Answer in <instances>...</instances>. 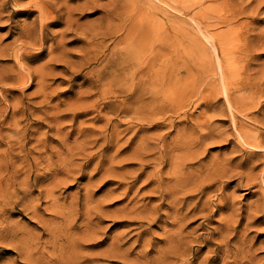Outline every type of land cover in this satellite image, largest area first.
<instances>
[{"label": "rangeland", "instance_id": "374dc122", "mask_svg": "<svg viewBox=\"0 0 264 264\" xmlns=\"http://www.w3.org/2000/svg\"><path fill=\"white\" fill-rule=\"evenodd\" d=\"M2 1L0 75L18 68L14 58L2 52V47L13 45L24 25L31 22L37 11L31 15L27 12L38 0H19V3L7 0L1 6ZM45 1L58 5L61 1L69 6L62 22L48 28L47 50L36 58L22 61L36 68L53 55L59 57L47 64L50 73L46 87H40L38 76L31 84H25L26 87H19L15 79L0 82V160L9 153L16 166L25 164L29 168L17 173L16 185L27 187L26 193L20 192L14 197L20 211L7 212L0 220L8 217L17 224L15 228L19 227L20 233L31 238L32 250L29 259L17 248L20 243L15 245L4 238L0 242V264H146L177 242L178 238L171 240L173 235L182 239L183 246L193 245L192 253L188 250L183 258L192 259L194 264L201 261L203 264H264V150L261 154H250L244 149L256 147L244 143L238 134L240 131L254 133L255 126L260 127L261 123L255 120L256 112L251 108L240 107L236 110L241 112L235 110L233 115L231 109L235 108L229 105L223 89L224 69L228 71V65L236 63L230 65L226 54L213 41L224 35L222 29L235 31L236 25L231 26L234 29L226 25L214 27L218 14L212 12V6L220 0H206L189 11L182 7L194 0H177L178 4L175 0H166V5L153 0L158 9L150 15L141 11L149 5L145 0ZM233 1L250 13L240 17V21H248L251 35L243 51L248 53L247 68L251 75L260 76L264 72V0ZM110 8L115 14L120 13L109 27L112 32L106 38L109 45L104 59L94 64L99 68L113 58L107 67L108 79H91V67L82 68L72 76L70 70L80 68L82 47L86 45L78 39L82 34L76 33L75 28L81 32L87 27L107 26L103 16ZM134 8L139 10L135 13ZM69 13L73 29L66 22ZM210 23H214L213 28ZM118 27L123 29L116 32ZM234 31L226 33L230 36ZM51 44L55 50L50 53ZM232 45L235 44H229V49L236 50L239 46ZM67 66L73 67L67 69ZM135 72L137 78L133 79ZM135 80L140 81L141 110L130 108L125 112L122 105L116 104L124 99L133 100L128 89ZM105 81L109 95L112 94L106 98L102 96ZM75 110L83 112L77 120L73 119ZM72 126L74 130L69 133ZM208 132L222 135L204 138L202 133ZM20 137L25 141L24 149L17 143ZM143 142L151 145L145 155L139 150ZM159 155L166 156L161 184L155 171ZM101 159L104 161L99 163ZM224 159H231L230 170L236 168L231 170L235 173L233 177L214 181L203 192L190 190L194 181L205 178L201 175L204 168ZM175 171L184 178V185L179 187L186 190L185 194L174 189ZM238 171L245 177L236 175ZM248 178L253 182L250 186L239 183ZM220 185L222 188L217 189ZM52 188L54 195L49 194ZM177 196H186L187 204L203 197L186 221L174 223ZM220 200L225 206L217 211ZM67 222L74 227L68 228L64 240L68 247L61 250L51 244L54 240L51 228L63 223L67 229ZM198 248L201 249L196 253ZM169 261L167 264H179L181 259L176 255Z\"/></svg>", "mask_w": 264, "mask_h": 264}, {"label": "bare ground", "instance_id": "6f19581e", "mask_svg": "<svg viewBox=\"0 0 264 264\" xmlns=\"http://www.w3.org/2000/svg\"><path fill=\"white\" fill-rule=\"evenodd\" d=\"M7 0L2 1L1 6H4ZM100 1V0H99ZM139 0H137L136 2H138ZM147 1L149 4L148 7L145 8H141L142 13H144L145 15H150L153 14L154 12L157 11L158 7L155 4V2L153 0H145ZM157 1V0H156ZM161 2H164L163 4L167 3L166 0H158ZM176 3L178 4L177 0H175ZM174 1V2H175ZM206 0H194L192 3L186 4L182 7L183 10L185 11H189L191 9L192 6L194 5H202ZM30 2V1H29ZM57 2V1H56ZM97 2V1H96ZM94 2L95 4H98ZM140 2V1H139ZM160 2V3H161ZM15 3H19V0H16ZM61 4H57V3H52V2H47L45 0H38L35 4H34V8L33 9H29L28 10V14H33L34 11H37V13L35 14V16L33 17V19L31 20L30 23H27L24 25V27L22 28L21 32L19 33V35L15 38L14 40V44L11 46H5L2 47L4 53H6L7 55H11L14 60H15V65H17V69H12L10 71H6L3 73V75H0V82L1 81H6V80H10V79H15L16 82L18 83L19 87L20 85L25 86V84H31L34 81V78L36 76H38L39 80H37L39 82V84L41 85L40 87L45 88L47 85V79H48V75L50 72H48V70L46 69L48 62H51L53 60H59V57L57 56H52L48 61L39 64L36 66V68H33L31 66L26 65L24 62H22L23 60H26L27 58L31 59V58H36L38 57L39 53H44L47 50L46 46V42L48 41V38L46 37V32L48 30V28L53 25V24H60L62 22V18L65 16V14L68 13V11L66 9L69 10V6L67 8L66 4H63L61 1L59 2ZM261 3V2H260ZM258 2V4H260ZM28 4V3H27ZM79 4V3H76ZM94 4V5H95ZM138 4V3H137ZM208 4V3H207ZM24 5V4H23ZM93 5V6H94ZM146 5V4H145ZM166 5V4H165ZM169 6L171 4H168ZM209 5V4H208ZM211 5V4H210ZM29 6V5H28ZM74 6V5H73ZM77 6V5H76ZM125 6V5H124ZM133 10V5H131ZM140 6V5H139ZM147 6V5H146ZM138 7V6H137ZM144 7V6H142ZM168 7V6H167ZM178 7V6H177ZM208 7V6H207ZM261 7V6H259ZM27 8V7H26ZM172 8V7H171ZM170 8V9H171ZM180 8V7H179ZM178 8V9H179ZM213 8V13L215 12V14H218V20L217 23L214 25V27L217 25H226V26H233L236 25V30H232L234 31L232 34L229 35L230 32L232 31H224L223 30V34H220V36L217 39V41H213L214 45H216V47L221 48L223 50V54H226L225 57L228 60L227 62H231L230 65H232V63H236L234 66H229L227 70L222 74L223 76V83L222 85H224V90L229 102V105L232 108L235 109H231L232 114L235 115V110L238 108H251L254 109V111L256 112V114L254 115L255 120H257L260 124L256 127L255 129L256 132L254 133H249V132H239V136L243 139V141H245L244 143L250 144L252 146H255L256 149H251L252 147L250 146V149H244L241 146V149L247 150L250 154H261L262 151L264 150V112H262V107L264 106L263 100H264V72L260 75V76H252L250 70L247 68V62L249 60L248 58V53H245L243 50L245 49V47L247 46L251 35L249 34V27H248V21L247 20H242L240 21V17L241 16H249L250 13H248L246 11L245 8H243V6H241L240 8L237 7L236 3L233 0H220L217 4L212 6ZM210 8V9H212ZM70 9L72 10V8L70 7ZM92 9V7H91ZM94 9V8H93ZM96 9V8H95ZM138 9V8H137ZM136 9V10H137ZM175 9V7H174ZM66 10V11H65ZM136 10L134 8V11L136 13ZM139 10V9H138ZM137 10V11H138ZM172 10V9H171ZM260 10V9H259ZM127 11V10H126ZM125 11V12H126ZM177 12V10H175ZM180 11V10H179ZM178 11V12H179ZM129 12V11H128ZM182 12V11H181ZM180 12V13H181ZM193 12V11H192ZM206 12V11H205ZM257 12H259L257 10ZM120 13V12H119ZM119 13H114L113 9H107L105 15L103 16L108 23L106 24L107 26H103L100 25L99 28H93V27H87L84 30H82L81 32H78V28H75V32L76 33H80L82 34V36H78V39L80 38L82 40V42L86 43L85 46L82 47V51L83 53L80 56V61L78 63V65L80 66V68H76L75 70L72 68L73 66H67V69L72 68V70H70L72 72V76H76L78 73L77 71L82 70V68L85 67H91L90 70V78L91 79H95V80H105L108 79V70L107 67H109L112 64L113 58H109L107 62H104L99 68H96V66L94 65L96 62H98L99 59H104L102 57H105L104 55H106L107 49H108V45L106 44V38L107 36L112 32L109 31V27H112L114 25V21L117 18V15H119ZM122 13V12H121ZM133 13V14H135ZM141 13V14H142ZM168 13V12H167ZM210 13V14H213ZM127 14V13H126ZM129 14V13H128ZM131 14V11H130ZM209 14V15H210ZM132 15V14H131ZM155 15V14H154ZM193 15V14H192ZM257 15V13L255 14ZM1 16V15H0ZM130 16V15H129ZM138 16V15H137ZM189 16V15H188ZM120 17V16H119ZM127 17V16H126ZM191 17V16H190ZM210 17V16H209ZM131 18V17H129ZM144 18V17H143ZM148 18V17H147ZM157 18V16H156ZM193 18V17H192ZM208 18V17H207ZM67 19V24L68 27H71L72 29L73 24H72V17L69 13V15H67L66 17ZM104 19V20H105ZM128 19V18H127ZM133 19V18H132ZM135 19V18H134ZM138 19V18H137ZM146 19V18H144ZM126 20V19H125ZM124 20V21H125ZM215 20V19H214ZM142 21V20H141ZM154 21V20H153ZM168 21V20H167ZM172 21V20H171ZM195 21V20H194ZM157 22V21H155ZM170 22V21H169ZM196 22V21H195ZM199 22V21H198ZM145 23V22H144ZM166 23V22H165ZM237 23V24H236ZM123 24V23H122ZM157 24V23H156ZM167 24V23H166ZM172 24V23H170ZM197 24V23H196ZM200 24V23H199ZM198 24V25H199ZM214 24V23H212ZM212 24L210 23V27H212ZM147 25V24H146ZM151 25V24H149ZM160 25V23H159ZM201 25V24H200ZM208 24L204 25L207 26ZM136 26V25H134ZM148 26V25H147ZM172 26V25H171ZM209 26V25H208ZM154 27V26H153ZM219 27V26H218ZM217 27V28H218ZM225 27V26H223ZM228 27V29L230 30L231 28ZM136 28V27H135ZM152 28V27H151ZM155 28V27H154ZM158 28V27H157ZM172 28V27H171ZM216 28V27H215ZM123 28L122 27H118L116 29V32L121 31ZM134 29V28H133ZM146 29V28H145ZM144 29V30H145ZM150 29V28H149ZM175 29V28H174ZM234 29V28H232ZM142 30H143V26H142ZM170 30V29H169ZM173 30V28H172ZM210 32V29H208ZM227 30V29H226ZM64 31V30H63ZM204 31V30H202ZM207 31V30H206ZM143 32V31H142ZM151 32H154L151 29ZM171 32V31H169ZM175 32V30H174ZM205 32V31H204ZM228 35H227V33ZM36 33V35H35ZM122 33V32H121ZM137 33V32H136ZM162 33V32H161ZM164 33V32H163ZM177 33V32H176ZM175 33V34H176ZM206 33V32H205ZM226 33V34H225ZM180 34V33H179ZM204 34V33H203ZM217 34V33H216ZM219 34V33H218ZM153 35V34H151ZM161 35V34H160ZM214 35V34H213ZM227 35V36H225ZM112 36V35H111ZM118 36V35H117ZM130 36V35H129ZM128 36V38H129ZM167 36V35H166ZM215 36V35H214ZM134 37V36H133ZM152 37V36H151ZM155 37V36H154ZM216 37V36H215ZM29 38V40H28ZM135 38V37H134ZM145 38V37H143ZM170 38V37H169ZM115 39V38H114ZM131 40V39H130ZM152 40V39H151ZM155 40L156 42V38L153 39V41ZM130 44V41H128ZM151 42V41H150ZM160 42V41H159ZM170 43V42H169ZM173 43V42H172ZM171 43V44H172ZM237 44L239 45L238 48L235 50L229 49V44ZM212 44V43H211ZM6 45V44H5ZM133 45V44H132ZM131 45V46H132ZM234 45V46H235ZM118 46V45H117ZM130 46V45H129ZM128 46V47H129ZM138 46V45H137ZM154 46V45H153ZM172 46V45H170ZM229 46V47H228ZM233 46V45H232ZM233 46V47H234ZM50 48V53L53 52L55 49L53 47V45H49ZM122 48V47H121ZM120 48V49H121ZM124 48V46H123ZM132 48V47H131ZM136 48V47H133ZM170 48V47H169ZM168 48V49H169ZM215 48V47H214ZM125 49H127L125 47ZM124 49V50H125ZM130 49V48H129ZM216 49V48H215ZM217 50V49H216ZM238 50V51H237ZM130 51V50H129ZM1 52V51H0ZM139 53V51H137ZM116 53V52H115ZM131 53V52H130ZM148 53V52H147ZM2 55V54H1ZM112 55V53H111ZM124 55V54H123ZM120 56V57H123ZM153 55V54H152ZM132 56V55H131ZM140 56V55H139ZM151 56V55H150ZM148 57L147 59H150L151 57ZM154 56V55H153ZM127 58V56H126ZM139 58V57H138ZM142 58V57H141ZM140 58V59H141ZM168 58V57H167ZM130 59V58H128ZM145 59V58H144ZM225 59V60H226ZM140 60H138L139 62ZM137 62V63H138ZM146 62V61H145ZM168 62V61H167ZM140 63H142V60L140 61ZM139 63V64H140ZM224 63V62H223ZM240 63V65H239ZM12 63H10L11 65ZM225 64V63H224ZM238 64V65H237ZM144 65V64H143ZM140 66V65H139ZM146 66V65H144ZM166 66V65H165ZM4 67V66H3ZM76 67V65H75ZM167 67V66H166ZM230 67V68H229ZM125 68V67H124ZM137 70L139 69V67H136ZM144 68V67H142ZM170 68V66H169ZM135 69V66H134ZM133 69V70H134ZM167 69V68H166ZM135 70V71H137ZM140 70V69H139ZM17 71V73H15ZM50 71V70H49ZM57 72V71H56ZM131 72V71H130ZM166 73V71H165ZM168 73V72H167ZM221 74V73H220ZM218 74V75H220ZM260 74V73H259ZM132 75V74H129ZM130 76H127V78ZM132 77V76H131ZM142 77V76H141ZM137 78V72H135L133 79ZM139 78V77H138ZM140 79V78H139ZM221 79V76L220 78ZM71 80V79H70ZM222 80V79H221ZM132 81V80H131ZM52 82V81H51ZM164 82V81H163ZM126 83V82H123ZM132 83V82H131ZM129 83V84H131ZM107 84V81H105L103 83L104 88H102V96L104 98L106 97H110L112 94L109 95L110 89H107L105 87V85ZM128 84V81L127 83ZM140 81L135 80L132 85L129 87V91L132 93V97L133 100L129 101L128 99H124L122 102L116 104L121 106L125 112L130 111L132 109L130 108H134L136 109V111L138 109H140V95H139V85ZM159 84V83H158ZM1 85V84H0ZM124 85V84H123ZM160 85V84H159ZM158 85V86H159ZM12 87V85H10ZM15 87V85H13ZM26 87V86H25ZM124 87V86H123ZM127 85H125V89ZM223 87V86H222ZM16 88V87H15ZM14 88V89H15ZM110 88V87H109ZM17 89V88H16ZM150 89H152L150 87ZM37 91V90H36ZM80 91V90H79ZM91 91V90H89ZM150 91V90H149ZM96 92V91H95ZM148 92V91H147ZM237 92H242L237 94ZM113 93V92H112ZM151 93V92H150ZM46 94V93H45ZM118 96V94H115ZM44 96V95H43ZM203 96V95H202ZM80 97V96H79ZM3 98V97H1ZM6 98V97H4ZM209 99V98H208ZM99 100V99H98ZM107 100V99H106ZM78 101V100H77ZM108 101V100H107ZM75 102V101H74ZM72 102H70L71 104ZM125 103H129L131 105H129V107H127L125 105ZM44 104V103H43ZM74 104V103H73ZM77 104V103H76ZM94 104V103H93ZM108 103L105 104V106H107ZM19 105V104H18ZM75 105V104H74ZM143 105V104H142ZM131 106V107H130ZM15 107V106H14ZM13 107V108H14ZM30 107V106H29ZM28 107V108H29ZM7 108V107H6ZM2 109V108H1ZM20 109V107H19ZM26 109V108H23ZM133 109V110H134ZM7 110V109H6ZM141 110V109H140ZM245 110V109H243ZM248 111V109H246ZM246 110L244 112H246ZM63 111V110H62ZM135 111V112H136ZM139 111V110H138ZM146 111V110H145ZM236 111H240V110H236ZM251 111V110H250ZM17 112V111H16ZM221 112V111H220ZM241 112V111H240ZM239 112V113H240ZM23 113V112H22ZM83 112L79 111V110H75L72 114H73V119L77 120L78 116H80ZM14 114V113H13ZM12 114V115H13ZM143 114V113H142ZM145 114V113H144ZM239 115V114H238ZM248 115V114H247ZM134 116V115H133ZM138 116V115H136ZM250 117V116H249ZM2 118V117H1ZM59 117H57L58 119ZM131 118V117H130ZM143 118V117H142ZM155 118V117H154ZM248 118V117H247ZM251 118V117H250ZM249 118V119H250ZM4 119V118H3ZM156 119V118H155ZM185 119V118H183ZM142 121V120H141ZM59 122V121H58ZM73 122V121H72ZM252 122V121H251ZM253 123V122H252ZM152 124V123H151ZM254 123V125H256ZM134 125V124H133ZM236 128H237V124ZM253 125V126H254ZM60 126V125H59ZM132 126V125H131ZM74 128L72 126L71 130H69L68 132L70 133L71 131H73ZM249 131L250 128H249ZM255 131V130H253ZM67 132V133H68ZM221 132V131H220ZM66 133V134H67ZM68 133V134H69ZM27 134V133H26ZM221 133L216 134V133H212V132H208V133H202V136L207 137H217L219 136ZM237 134V136H238ZM222 135V134H221ZM220 135V136H221ZM22 136V135H21ZM30 136V135H29ZM66 136V135H65ZM68 136V135H67ZM236 136V137H237ZM239 136L237 138H239ZM24 137V135H23ZM104 137H106L104 135ZM226 137V136H225ZM64 138V137H63ZM239 138V139H241ZM217 139V138H216ZM226 140H229L227 137L224 138ZM238 139V140H239ZM241 139V142L243 144V141ZM196 140V139H195ZM142 141V140H141ZM198 141V140H197ZM164 142V141H163ZM17 143L20 144L21 148H23V146L25 145V141H22V137H20V140H17ZM16 143V144H17ZM82 143V142H81ZM157 144V143H156ZM11 145V144H9ZM237 145V144H236ZM246 145V144H245ZM185 146V145H184ZM244 146V145H243ZM104 147V146H102ZM151 147L150 143L148 142H143L142 144L139 145V150H140V154L145 155L148 154V149ZM162 147V146H161ZM156 148V147H155ZM11 149V148H10ZM164 149V148H161ZM33 150V149H32ZM156 150V149H155ZM243 150V152H244ZM12 151V150H11ZM74 151V150H73ZM157 151V150H156ZM191 151V150H190ZM71 152V151H70ZM75 152V151H74ZM67 153V152H66ZM79 153V152H78ZM163 153V152H162ZM68 154V153H67ZM77 154V153H76ZM165 154V153H164ZM189 154V153H188ZM12 154L6 153L5 157L0 160V217H2L4 214H6L7 212H9L10 214H13L15 212H19L20 210H18L16 208L17 205V200H14L15 195H17L20 192L26 193L27 192V187H20L16 185V181L18 179V174L19 171H28L29 168L24 164L22 166L20 165H15L14 161L12 160L11 157ZM25 155V154H24ZM72 155V154H71ZM78 155V154H77ZM92 155V154H91ZM191 156V155H190ZM189 156V157H190ZM93 157V156H92ZM159 164L155 166V171L156 173H158V180L159 182L162 181L164 179V175H163V163L166 161V156L165 155H159ZM200 159V158H199ZM196 160V159H195ZM194 160V161H195ZM104 160L101 159L99 161V163H102ZM184 162V161H183ZM182 162V163H183ZM23 163V161H22ZM187 163V162H186ZM185 163V164H186ZM184 165V163H183ZM230 165H231V159H224L221 161H215L213 163L210 164L209 167H206V169L204 168L201 171V175H205V178L203 177V179H201L199 182L198 181H194V186L191 187L190 190L194 191L195 189H200L201 192L204 191V189L207 187H211L214 183V181L216 182H223L224 178L229 179L231 177H233L235 175V173L231 172L235 171L236 168H231L230 170ZM31 167V164H30ZM234 167V166H233ZM237 167V166H236ZM253 167H251L250 170H252ZM31 170V169H30ZM179 170V169H178ZM17 176H16V174ZM184 173V172H183ZM8 176H5V175ZM32 174V173H31ZM239 175L240 177H245V175L243 174V172L238 171L236 173V175ZM175 179V183L176 185L174 186V189L177 192H183V194L186 193V190H180L182 189L179 186H183V182L184 178L181 174L178 173V171H175V176L172 177ZM27 181V180H26ZM209 183H208V182ZM158 182V183H159ZM207 182V183H205ZM239 183H244L246 186H250L251 184H253L252 180L250 178H248L245 182L241 179L239 181ZM161 184V182H160ZM224 183H222L223 185ZM222 185H220L217 189H221ZM161 189V187H160ZM187 189V188H186ZM220 193V192H219ZM49 194L50 195H54V189L52 188L51 191L49 190ZM161 194V193H160ZM164 195L167 193H163ZM221 194V193H220ZM162 195V194H161ZM202 195V194H201ZM223 195V192H222ZM163 196V195H162ZM219 196V195H218ZM17 197V196H16ZM164 197V196H163ZM186 197V196H185ZM185 197L184 196H177L175 199V220L173 221L174 223H178L180 221H186V219L189 216L190 212L192 210H196L198 207V202L199 200H202V197H200V199L198 200V202L194 201V202H190L189 204L185 203ZM207 197V196H206ZM53 198V197H52ZM210 198V197H209ZM164 200V199H163ZM56 201V200H55ZM210 201L212 202L211 198ZM219 203V207L217 209L220 210L222 207L225 206V202L222 200L218 201ZM181 203V204H180ZM38 204V203H36ZM53 204V203H52ZM161 204V203H160ZM57 205V204H56ZM159 205V204H157ZM156 205V206H157ZM25 206V205H24ZM33 206V205H32ZM39 206V205H38ZM160 207V206H158ZM57 208V207H56ZM185 208L187 209V211H185ZM37 209V208H35ZM53 211V209H52ZM58 213L61 211L58 210ZM158 214V213H157ZM195 214V213H194ZM193 214V215H194ZM148 215V214H147ZM192 216V215H191ZM62 217V216H61ZM9 218L6 217L3 220H0V242L3 241L4 238H8L10 239L15 245L17 243H20L21 246H17V248H19V250L22 251V253H24L26 256H28V258L30 259V257L32 256V250H31V244H30V239L26 237V235L22 233H20V228L18 227L17 229L15 228V226H17V224H13V221L8 220ZM66 219V218H65ZM70 221L71 220H67ZM67 229H65V227L63 226V223L60 224H56L51 228V234L52 237L54 238L53 242L51 243L55 248L59 247L61 250L66 249L68 247L67 244H65L64 240H65V236L68 233V228H72L74 227V224L72 223H68L66 224ZM167 230V229H166ZM180 232V231H179ZM176 234V233H175ZM181 235V234H180ZM178 238V240H177ZM19 240V242H18ZM171 240H177V242L171 244V246H169V248L167 249H163L160 253V255L156 256V258H151L147 263L148 264H167V261H169V259L171 258V256H176L179 255L181 262H179V264H194V261L191 259L188 261V259H184L183 255H185L188 250H190L191 254L192 250H193V245L189 246H183V242L182 239L179 238V236H175L173 235L171 237ZM180 242H182V244H180ZM1 245V243H0ZM173 246H176V248H174ZM170 247H172L174 249V251L172 249H170ZM59 249V250H60ZM201 248H198L196 250V253H198L200 251ZM180 250V251H178ZM194 256V255H193ZM32 258V257H31ZM50 258V257H49ZM51 259V258H50ZM137 259V258H136ZM21 260V259H20ZM72 261H74V259L72 258ZM141 262V261H140ZM170 262V261H169ZM146 263V264H147ZM175 264V262L173 263ZM199 264H203V261H201Z\"/></svg>", "mask_w": 264, "mask_h": 264}]
</instances>
